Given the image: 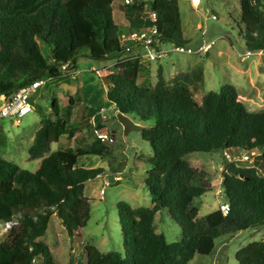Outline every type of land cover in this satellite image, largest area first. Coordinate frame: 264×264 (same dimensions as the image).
I'll list each match as a JSON object with an SVG mask.
<instances>
[{
	"label": "trees",
	"instance_id": "obj_1",
	"mask_svg": "<svg viewBox=\"0 0 264 264\" xmlns=\"http://www.w3.org/2000/svg\"><path fill=\"white\" fill-rule=\"evenodd\" d=\"M9 1L0 0V97L5 99L34 81L60 77L65 65L76 69L85 49L92 60L115 63L116 70L108 75L109 98L119 113L151 123L141 134L154 154L150 168L162 171L151 172L146 180L153 207L133 208L119 202L125 256L118 251L102 253L89 245L87 260L81 264H188L198 254L210 255L220 236L264 226V110L250 111L231 83L209 91L198 102L195 95L204 84L200 63L171 79L160 67L152 84L148 75L141 74L142 62L125 56L122 35L141 27L155 26L165 43L189 44L177 0L123 4L128 25L115 22V0H32L33 4L14 13L6 10ZM239 6L246 48L264 53V0H239ZM142 75L143 82L139 81ZM73 104L70 98L62 109L54 99L53 117L41 121L28 152L32 157L47 155L35 172L0 155V224L18 222L0 241V264H56L51 249L40 240L52 216L72 237L90 219L85 186L104 168L81 167L78 159L108 154L110 141L93 132L94 139L85 148L51 151V144L63 135H76L80 124L68 123L62 115L63 110L68 115L73 112ZM219 150L256 151L257 166L226 163L221 186L228 213L220 209L198 217L193 202L213 190L208 182L211 175L191 166L188 155ZM164 209L181 228L178 241L168 242L155 229V216ZM235 258L238 264H264V240L249 244Z\"/></svg>",
	"mask_w": 264,
	"mask_h": 264
},
{
	"label": "rangeland",
	"instance_id": "obj_2",
	"mask_svg": "<svg viewBox=\"0 0 264 264\" xmlns=\"http://www.w3.org/2000/svg\"><path fill=\"white\" fill-rule=\"evenodd\" d=\"M133 3V0H130ZM181 13L184 37L191 47L214 41L207 51L196 54L174 53L160 61L142 62L141 74L148 75L149 82H157L160 67L167 79L178 72L198 63L204 67V84L195 98L201 102L209 91H218L224 83L236 86L240 99L252 112L264 110V53L254 51L244 59L238 53L246 48L241 34L244 28L240 18L239 0H202L194 7L191 0H177ZM32 0H10L6 10L14 13L19 8L33 4ZM35 2V1H34ZM114 20L118 24L126 22L120 7L124 0H115ZM216 15L218 19H213ZM200 25V27H198ZM42 50L49 59V51L42 43ZM82 50L76 60V69L62 68L60 77L46 79V82L31 96L33 111L20 121L0 119V155L23 169L35 172L39 159L47 155L32 157L28 152L35 133L45 118H52L51 106L57 99L62 109L73 98V112L66 110L62 115L69 122L79 123L75 137L63 135L53 142L51 151L89 146L94 135L108 132L110 152L100 155L79 157L78 164L85 168H104V173L86 183L85 196L90 200L91 214L87 225L75 236H69L56 215H53L46 234L40 239L54 254L56 264H81L86 262V247L95 246L102 253L118 251L125 256L118 203L125 201L133 208H152V199L146 185L151 172L160 174L159 169L150 168L154 158L149 143L142 138L141 129L151 123H139L129 116H123L110 101L111 81L103 80L116 70L111 61H97ZM193 63L192 62H195ZM76 70V72H74ZM139 81L145 80L143 77ZM147 77V76H146ZM4 98L0 97V105ZM108 118L106 121L102 118ZM115 131V132H114ZM108 141V140H107ZM194 168L206 169L211 177L208 182L213 190L197 197L193 204L198 208V217L219 212L227 202L221 186L222 170L229 163L221 151L194 152L188 155ZM262 168V166H260ZM0 225V241L9 231ZM155 229L163 233L168 242L182 237L179 225L171 219L167 210L155 216ZM264 240V226L250 228L236 233L224 234L216 239L215 249L210 255H196L188 264H238L237 252L253 242Z\"/></svg>",
	"mask_w": 264,
	"mask_h": 264
},
{
	"label": "built area",
	"instance_id": "obj_3",
	"mask_svg": "<svg viewBox=\"0 0 264 264\" xmlns=\"http://www.w3.org/2000/svg\"><path fill=\"white\" fill-rule=\"evenodd\" d=\"M202 0H191L194 7H199ZM131 3L130 0H124V4ZM213 19H218L213 14ZM200 27V25L198 26ZM214 44V41L203 43L198 47H191L189 44H176L165 43L158 38V31L155 26L141 27L139 29H131L128 33H125L121 37V45L126 49L125 56H132L139 59L140 62L144 61H160L163 58L168 57L174 53H186V54H198L207 52ZM262 52V51H260ZM254 51L245 49L243 52H239L238 56L244 59L253 55ZM115 64V63H114ZM62 68H69L67 65ZM74 72H76L74 70ZM46 80H37L30 85L18 89L14 94L5 98L2 105H0V119L21 120L24 116L33 111V105L31 103V96L35 93ZM102 140L113 141L109 138L108 132L98 133L97 135ZM223 153L226 160L229 163L234 164L236 167L241 168H253L257 166L256 163V151L248 152L243 150H219ZM221 211L227 214L229 211V204L223 203L220 206ZM18 222L11 221L2 223L5 231H8L12 225H17Z\"/></svg>",
	"mask_w": 264,
	"mask_h": 264
},
{
	"label": "crops",
	"instance_id": "obj_4",
	"mask_svg": "<svg viewBox=\"0 0 264 264\" xmlns=\"http://www.w3.org/2000/svg\"><path fill=\"white\" fill-rule=\"evenodd\" d=\"M115 3V2H114ZM122 5L123 4H120V7H121V9H122ZM126 18V17H125ZM129 24V22H128V20L126 19V22L125 23H123L122 25H128ZM260 52V51H259ZM197 61H195V62H192V64L193 63H196ZM203 65V64H202ZM193 66V65H192ZM162 68V67H161ZM163 69V68H162ZM203 69H204V67H203ZM188 70V69H187ZM76 71V70H75ZM164 71V70H163ZM183 71H186V70H183ZM183 71H181V72H183ZM181 72H178V74L179 73H181ZM108 118H106V117H104V118H102V120H104V121H106ZM115 132V131H114ZM42 159V158H41ZM41 159H39V165H40V162H41ZM39 167V166H38Z\"/></svg>",
	"mask_w": 264,
	"mask_h": 264
},
{
	"label": "water",
	"instance_id": "obj_5",
	"mask_svg": "<svg viewBox=\"0 0 264 264\" xmlns=\"http://www.w3.org/2000/svg\"><path fill=\"white\" fill-rule=\"evenodd\" d=\"M107 78H108V76H104V77H103V80H106ZM109 80H110V79H109Z\"/></svg>",
	"mask_w": 264,
	"mask_h": 264
}]
</instances>
